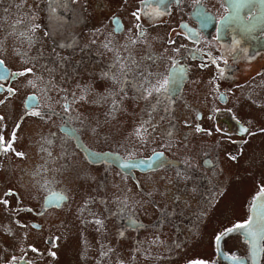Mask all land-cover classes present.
Here are the masks:
<instances>
[{
  "label": "flooded vegetation",
  "instance_id": "1",
  "mask_svg": "<svg viewBox=\"0 0 264 264\" xmlns=\"http://www.w3.org/2000/svg\"><path fill=\"white\" fill-rule=\"evenodd\" d=\"M0 60L32 70L0 91L6 140L20 123L15 151L0 153V264H255L242 230L215 238L253 214L264 187V0H0ZM174 61L184 79L140 98L141 74L162 78ZM30 96L49 115L26 114ZM235 184L240 216L208 235Z\"/></svg>",
  "mask_w": 264,
  "mask_h": 264
},
{
  "label": "snow or ice",
  "instance_id": "2",
  "mask_svg": "<svg viewBox=\"0 0 264 264\" xmlns=\"http://www.w3.org/2000/svg\"><path fill=\"white\" fill-rule=\"evenodd\" d=\"M142 3H147L149 6L151 5V0H141ZM195 3L200 4L201 0H195ZM154 11L158 12V8L154 9ZM227 11V9H226ZM132 15L139 20L140 14L139 11L133 12ZM255 13H252L251 16H248L247 19H251L252 16H254ZM224 19H230L229 17H224ZM198 20L201 25V27H205L208 23L209 17L207 14L203 11H200L198 13ZM113 32L119 33L122 31V27L120 24L119 19L114 18L113 21ZM137 29L141 27V25L137 24L135 26ZM186 30L189 32L190 37H197L198 33L194 30L187 29V26H185ZM188 38V37H186ZM109 44L111 41L108 42ZM135 43V41H133ZM170 43H175L174 41H170ZM105 47H108V44H105ZM111 50V49H109ZM223 60V58H221ZM213 64L216 63V60L211 61ZM223 63L227 64L226 60H223ZM116 64H119L120 72L124 74V76L127 75V72L125 71L127 65L122 62V58L119 55H116L113 67H115ZM203 66H207L206 64ZM31 69H25L22 72L14 73L9 72L8 69L5 67V62L3 60H0V91H4V81L9 80L11 77H17V76H25L31 73ZM218 71L221 73V76H223V70L218 68ZM184 73L185 69L180 65L179 61H174L171 65V67L168 69L167 75L160 77L159 74H152L149 73L147 76L141 74L140 79L137 82L136 90L140 94V98L142 99H148L149 97L153 96H166L170 91H172L174 85H176L179 81L184 79ZM109 75V74H105ZM111 78L115 80L116 76L115 74L111 75ZM155 78V83H152V79ZM29 84H32V81H28ZM33 87L35 85L33 84ZM48 87H52L49 85ZM7 91L11 94H14V89L8 88ZM87 91V89H85ZM111 95V94H110ZM107 97H100L98 102H102L103 99H106ZM66 99V97H65ZM83 99V97H81ZM0 103H3V101H0ZM25 110L26 114L42 117L49 115V113H44L39 111V103L37 100V97L30 96L25 101ZM118 105H116L115 100H113V108H117ZM65 111H68V107L65 106ZM5 118L3 116H0V121H3ZM20 128V123H17L14 130L12 131L11 137L9 139H5V136L2 134L3 129H0V153H9L14 152V143L17 135V130ZM148 130L147 128L143 127V125L136 129V135L141 136L142 133H146ZM202 129L197 126L196 132H200ZM240 133H248L249 130L247 128L241 127ZM261 131H264V129H261ZM210 134V133H209ZM254 133H249V135H252ZM83 147V145H81ZM15 155L17 157L23 158V153L15 152ZM94 155V154H93ZM158 157L161 156V153L156 154ZM230 159L235 160V156H231ZM122 167H130V164L125 162L121 165ZM6 196H12L15 195L11 190H9L7 193H5ZM61 200L66 199V197H61ZM0 203H3L6 207L8 206L9 202L8 200L0 201ZM28 211H31V209H28ZM251 212L252 215L249 216L247 220L241 223L235 224L232 228L226 229L225 232L220 233L216 236V244L217 247H219V244L221 240L224 238L225 235L236 231V230H242L241 234L245 237L248 245H249V259L255 262V264H259V261L262 257V254H264V187H261L259 192L254 196L252 201V209ZM95 223L97 225L101 224V221L96 220ZM20 227H25V225H20ZM32 227H38L37 225H32ZM31 251L36 252L37 249L31 248ZM51 255L55 256V253H50ZM16 257H12L9 264H15ZM232 260L236 261L237 264H244V261L242 258L239 257H231ZM192 264H206L204 261H194Z\"/></svg>",
  "mask_w": 264,
  "mask_h": 264
},
{
  "label": "rangeland",
  "instance_id": "3",
  "mask_svg": "<svg viewBox=\"0 0 264 264\" xmlns=\"http://www.w3.org/2000/svg\"><path fill=\"white\" fill-rule=\"evenodd\" d=\"M250 112H256V111H250ZM250 112H246V117H247V114H249ZM258 139L259 138H255L251 142L250 147H249L251 151L254 149H258L257 147ZM235 186H236V189L234 193H230V192L227 193L222 199V202L219 208L216 210L215 215L213 217V219L215 220V223L211 221L209 223V226L205 228L208 235L215 229L217 225L227 222L230 218H237L240 216L243 199L241 197V193L239 191L238 186L236 184ZM205 230L204 232H206ZM207 234L205 236L203 235L197 247H192V249L190 250L191 254H195L196 250H198L199 248L200 249L198 253L200 251L207 250V246H206L208 245L207 244Z\"/></svg>",
  "mask_w": 264,
  "mask_h": 264
},
{
  "label": "bare ground",
  "instance_id": "4",
  "mask_svg": "<svg viewBox=\"0 0 264 264\" xmlns=\"http://www.w3.org/2000/svg\"><path fill=\"white\" fill-rule=\"evenodd\" d=\"M119 162H120V160H119ZM121 164H124L125 162H120ZM127 163H129L130 165H133V164H135V165H137V166H141V165H145V160H140V159H138V160H132V161H129V162H127Z\"/></svg>",
  "mask_w": 264,
  "mask_h": 264
}]
</instances>
